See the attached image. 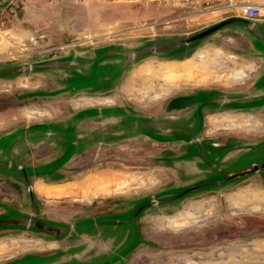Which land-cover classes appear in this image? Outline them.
I'll return each mask as SVG.
<instances>
[{"label":"rangeland","instance_id":"obj_1","mask_svg":"<svg viewBox=\"0 0 264 264\" xmlns=\"http://www.w3.org/2000/svg\"><path fill=\"white\" fill-rule=\"evenodd\" d=\"M255 1L263 17L219 32L231 43H185L204 18L172 20L174 9L151 2L0 0V264H264V225L222 202L264 175V131L240 129L246 138L217 155L183 127L204 96L218 127L264 114ZM211 44L219 62L204 78L164 62ZM192 206L216 220L186 233Z\"/></svg>","mask_w":264,"mask_h":264},{"label":"crops","instance_id":"obj_2","mask_svg":"<svg viewBox=\"0 0 264 264\" xmlns=\"http://www.w3.org/2000/svg\"><path fill=\"white\" fill-rule=\"evenodd\" d=\"M219 22H214V23H209L207 26H204L205 28H209L215 24H217ZM228 23L226 24L227 26L223 25L220 29L215 30L213 32H210L209 34L201 37L198 39V41H201L203 39H209V40H214V39H220L222 42L224 43H231V41H234V39H236L235 36L233 35H228V34H219L220 31H224L225 27H229ZM250 42L254 45L255 48H258L257 42L259 37L258 36H250ZM219 48L215 45H208V46H202L200 47H195L193 46V48L191 49V51L187 54L184 55L180 58H169L168 60H165L164 62L166 63H170V70L173 72H180L183 71L185 69L187 70H191L193 73L197 74V78L201 79L204 78L205 75H208V67L213 66L215 64H218V59L216 53L219 51ZM214 55V56H213ZM207 56V57H205ZM205 57V63H203V67L202 65H200L199 63H195L194 61H190L188 59H192V60H201L202 58ZM207 58V59H206ZM195 63V64H194ZM223 63V61H222ZM196 71V72H195ZM244 73L242 72V70H238V71H234L233 73H231V75L233 76L234 79H236V83L241 84L243 82H239L238 79L242 77ZM177 78L174 77V75H172L170 78H168V84L169 85H173L175 83V80ZM212 90H217V89H212ZM209 88H203L202 86H200V88L197 89V91H200V93L202 94V96H204L206 91H212ZM206 98V100L204 99ZM203 100H198L196 102H192V103H188L190 106H192V108L197 107L196 110H194L195 114L194 116L196 117L195 120L192 121V123H187L184 122L183 127L186 128H192V129H197L198 136H200L201 141H208V147H209V151L210 153H215L217 155H219V151L220 149H223L224 147H226L227 145H231L233 146L234 140L239 139H245L246 136L244 135H239L238 132H240L242 129H244L243 131H247L248 133H252L257 134L261 131H264V114H250L248 115V117H246L245 119H242L243 116L241 115H233L231 116L230 120H227L226 122H223V125L218 127V124H214L211 123L210 121V116L211 115H207V113H204L206 109H209V107H211V104L208 102L207 97L204 96ZM258 102L257 100H254V105H257ZM260 105L264 104V103H260ZM215 105L216 107H220L219 105L216 104H212ZM222 106H224L225 109H227L228 111H231L235 108H237L238 106H240V104H237L235 102H232L228 105L226 104H222ZM221 106V107H222ZM189 107V106H188ZM232 112V111H231ZM227 127V128H226ZM244 127V128H243ZM226 128V129H232L231 132H222V130ZM178 129H182V126H179L176 128ZM217 129V130H216ZM234 129V130H233ZM241 129V130H240ZM211 134V135H209ZM222 134H226L225 136H222ZM199 138V137H198ZM261 143V142H260ZM257 146H262L261 144H259V142L255 143ZM253 144V142H250V145H255ZM262 149V147H259ZM251 150V148H249ZM260 151L257 152L258 153L261 152ZM233 150H237L236 148H234ZM233 150H230L227 154H233ZM208 151V152H209ZM215 151V152H214ZM233 159V158H231ZM236 170V169H234ZM234 174V172H233ZM241 195L238 197L236 195H229V196H224L222 202H224V205L226 206L227 209H229L230 213H238V212H251L253 213V217H251V221L252 224L257 228L259 224H263L264 225V175L262 176H256L255 178H253L250 182V185L246 187V189L240 190ZM244 194H243V193ZM233 194V193H232ZM203 206H199V207H191V215L188 217L189 220H184L182 223V228L187 229L186 233L191 232V230L189 229H198V228H202V227H208L211 226L214 222V220H216L215 215L211 214V215H207L206 212H203L204 208H202ZM235 208V209H233ZM232 209V211H231ZM201 211V212H200ZM255 219H257L258 221H256ZM258 224V225H257ZM173 225L172 222H169V224H166V227H171ZM263 225H259V226H263ZM225 250H232L231 252L235 251V245H230L229 247H227V249ZM230 252V253H231ZM228 253V254H230ZM221 255V254H220ZM223 255V253H222ZM226 254H224L223 256H225ZM227 256V255H226ZM219 258H221V256H219ZM218 258V259H219ZM226 263L223 264H232V262H229L227 260H229V258H225ZM210 264V263H208Z\"/></svg>","mask_w":264,"mask_h":264},{"label":"built area","instance_id":"obj_3","mask_svg":"<svg viewBox=\"0 0 264 264\" xmlns=\"http://www.w3.org/2000/svg\"><path fill=\"white\" fill-rule=\"evenodd\" d=\"M81 2L84 0H72ZM140 2L147 4L149 2L174 9L172 20H185L193 16H202L207 26L209 23L219 22L228 18L239 17L246 20L256 21L263 17L262 6L255 0H109ZM182 9L181 13H176V9ZM211 16V17H210ZM161 23V22H160ZM200 23V22H199Z\"/></svg>","mask_w":264,"mask_h":264},{"label":"water","instance_id":"obj_4","mask_svg":"<svg viewBox=\"0 0 264 264\" xmlns=\"http://www.w3.org/2000/svg\"><path fill=\"white\" fill-rule=\"evenodd\" d=\"M238 19H242V18H239V17H233V18H228V19H226V20H223V21H221V22H219V23H217V24H215V25H213V26H211V27H209V28H206V29L203 30L202 32H199V33H197V34H195V35H193V36H190V37H186V38L184 39V42H185V43H190V42H193V41H195V40H198L199 38H201V37H203V36L209 34L210 32H213V31H215V30L220 29L224 24H227L228 22H231V21H233V20H238ZM258 166H259V168L264 167V162H262V163L259 164ZM257 169H258V167H257L256 165H254L253 168H252V170H254V171L257 170Z\"/></svg>","mask_w":264,"mask_h":264},{"label":"flooded vegetation","instance_id":"obj_5","mask_svg":"<svg viewBox=\"0 0 264 264\" xmlns=\"http://www.w3.org/2000/svg\"><path fill=\"white\" fill-rule=\"evenodd\" d=\"M189 129H192V128H189ZM193 130V129H192ZM194 131V130H193ZM192 131V133H194L195 134V140H198V137H196V135L198 134V130L196 129V132H193ZM203 145L201 146V150L203 151Z\"/></svg>","mask_w":264,"mask_h":264},{"label":"bare ground","instance_id":"obj_6","mask_svg":"<svg viewBox=\"0 0 264 264\" xmlns=\"http://www.w3.org/2000/svg\"><path fill=\"white\" fill-rule=\"evenodd\" d=\"M142 182V181H141Z\"/></svg>","mask_w":264,"mask_h":264}]
</instances>
